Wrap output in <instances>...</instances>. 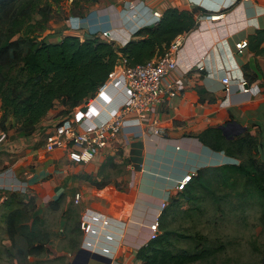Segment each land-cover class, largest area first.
Here are the masks:
<instances>
[{
	"label": "crops",
	"instance_id": "crops-1",
	"mask_svg": "<svg viewBox=\"0 0 264 264\" xmlns=\"http://www.w3.org/2000/svg\"><path fill=\"white\" fill-rule=\"evenodd\" d=\"M66 3L63 23L43 36L49 42H60L65 36L82 40L97 36L109 42L101 38L109 32L116 38L114 44L124 47L137 30L157 23L154 13L162 15L168 8L195 12L196 19L220 16L216 21L202 19L185 37L177 69L164 78L165 90L179 80L184 89L166 94L165 102L151 114L159 122V136L138 119L128 118L116 141L88 163H73L64 150H44L46 137L61 121L93 127L109 120L126 102L127 91L116 79L124 70L119 64L109 91L91 98L90 106L85 102L70 115H62L64 107L57 105L29 138L17 135L13 119L7 123V132L0 131V205L13 194L31 193L38 204L62 197L64 213L73 208L77 223L88 220L95 230L87 235L80 225L71 263L84 249L106 261L89 264H136L137 252L149 243V227L161 216L163 202L176 193L177 182L192 172L197 178L202 170L235 164L224 152L206 146L202 133L220 129L228 140L249 133L259 139L264 160V52L258 54L249 45L240 58L233 54L234 42L249 41L264 29V0L82 1L73 13L72 0ZM261 47L264 50V43ZM200 64L204 70L198 69ZM225 76L232 81L229 93L222 84ZM242 78L248 82L249 93L239 85ZM230 123L239 124L244 132L226 136L222 127ZM77 194H81L78 204Z\"/></svg>",
	"mask_w": 264,
	"mask_h": 264
},
{
	"label": "trees",
	"instance_id": "trees-1",
	"mask_svg": "<svg viewBox=\"0 0 264 264\" xmlns=\"http://www.w3.org/2000/svg\"><path fill=\"white\" fill-rule=\"evenodd\" d=\"M67 0H0V131L7 132V123L19 137L34 135L38 125L50 111L61 105L62 115L71 112L94 98L99 88L115 73L122 58L128 65H144L161 57L179 36L198 27L196 13L178 8L165 10L154 25L137 30L124 47L103 41L97 36L82 40L65 36L60 42H49L41 34L52 19L54 7L62 10ZM85 2L99 0H72V10ZM264 43V29L249 37L250 48L258 54ZM200 139L213 151L224 152L235 159V164L202 170L197 178L170 202L160 217L161 232L155 240L139 249L136 264H193L212 254L211 248L197 242L194 251L176 250L172 243L176 232L166 227V219L177 211L184 201H193L196 192L205 186L207 173L214 181L235 190L247 201L260 206L264 219V160L260 157V142L246 133L228 140L220 129H208ZM241 190H238V189ZM21 196L11 195L3 206L11 208ZM62 197L57 201L60 203ZM56 203L55 210L59 209ZM17 213L8 216V231L16 242ZM78 224V228L80 229ZM45 247L31 245L30 255H41Z\"/></svg>",
	"mask_w": 264,
	"mask_h": 264
},
{
	"label": "rangeland",
	"instance_id": "rangeland-1",
	"mask_svg": "<svg viewBox=\"0 0 264 264\" xmlns=\"http://www.w3.org/2000/svg\"><path fill=\"white\" fill-rule=\"evenodd\" d=\"M56 10L54 7L47 23L52 31L67 15L64 10ZM53 21L55 24L50 25ZM1 115L0 111V118ZM206 175L207 182L196 192L195 199L184 201L166 219L167 229L179 234L173 238L174 248L194 251L197 242L211 248L208 258L193 264H264V219L260 206L215 182L213 173ZM30 194L20 195L11 208L0 205V264H71L70 255L80 236L73 208L64 213L62 201L38 204ZM56 203L57 210L53 208ZM13 212L18 219L15 244L8 231V216ZM40 244L46 249L44 253H28L31 245Z\"/></svg>",
	"mask_w": 264,
	"mask_h": 264
},
{
	"label": "built area",
	"instance_id": "built-area-1",
	"mask_svg": "<svg viewBox=\"0 0 264 264\" xmlns=\"http://www.w3.org/2000/svg\"><path fill=\"white\" fill-rule=\"evenodd\" d=\"M161 16L160 13H154L157 22ZM219 18L220 16L208 15L197 17L198 27L202 19L216 21ZM187 35L176 38L170 48L161 57L155 58L144 65L132 67L128 65L126 58H122L118 64L123 66L124 70L116 79L120 78L119 83L122 89L127 91L126 102L109 120L98 122L93 127H75L69 122L61 121L54 127L53 132L46 137L44 150L49 153L56 149L64 150L67 152L69 160L73 163H88L101 151L107 149L111 142L116 141L128 118L138 119L149 128L152 135L159 136L161 134L159 122L156 119L152 120L151 114L155 112L159 105L165 102L166 94L172 96L175 91L184 89L183 82L179 80L174 86H170L165 90L163 88V80L172 71L177 69V55ZM101 38L111 43L116 42V38L109 32H103ZM248 48L249 41L243 38L238 42H234L233 54L236 58H240V55L247 51ZM197 67L199 70H204L203 64ZM115 73L112 77H114ZM112 77L99 88L95 97L102 96L109 91ZM231 82L230 76L222 78V84L227 93L231 91ZM239 85L244 93L251 91L248 82L244 78L240 80ZM92 101L94 100L89 99L86 106H90ZM194 177H196L195 172L184 176L177 182L176 192L185 191L193 182ZM80 199L81 194H77L75 196V203L78 204ZM169 199H171V196H168L167 200L161 205L162 212L167 208ZM160 217L158 216L149 227V241L155 240L160 234ZM104 224H108V221L104 222ZM81 229L87 235L93 234L95 231L94 225L85 219L81 222Z\"/></svg>",
	"mask_w": 264,
	"mask_h": 264
},
{
	"label": "water",
	"instance_id": "water-1",
	"mask_svg": "<svg viewBox=\"0 0 264 264\" xmlns=\"http://www.w3.org/2000/svg\"><path fill=\"white\" fill-rule=\"evenodd\" d=\"M86 103H88V101ZM222 130L224 131V134L226 136H229L230 134L233 136H237L243 133L245 129L237 123H230L227 126H223ZM91 260L106 262L105 259L98 254H93L87 250L81 249L78 251L72 264H89Z\"/></svg>",
	"mask_w": 264,
	"mask_h": 264
},
{
	"label": "clouds",
	"instance_id": "clouds-1",
	"mask_svg": "<svg viewBox=\"0 0 264 264\" xmlns=\"http://www.w3.org/2000/svg\"><path fill=\"white\" fill-rule=\"evenodd\" d=\"M236 163V162H235ZM234 164V163H233Z\"/></svg>",
	"mask_w": 264,
	"mask_h": 264
}]
</instances>
